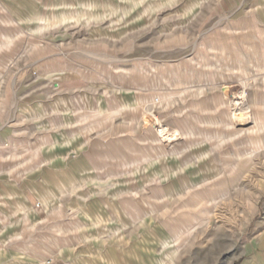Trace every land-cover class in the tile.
Here are the masks:
<instances>
[{
	"label": "rangeland",
	"instance_id": "374dc122",
	"mask_svg": "<svg viewBox=\"0 0 264 264\" xmlns=\"http://www.w3.org/2000/svg\"><path fill=\"white\" fill-rule=\"evenodd\" d=\"M0 264H264V0H0Z\"/></svg>",
	"mask_w": 264,
	"mask_h": 264
},
{
	"label": "crops",
	"instance_id": "0c3cea01",
	"mask_svg": "<svg viewBox=\"0 0 264 264\" xmlns=\"http://www.w3.org/2000/svg\"><path fill=\"white\" fill-rule=\"evenodd\" d=\"M70 7H73V6L64 4L62 2V4H59V5L57 4L56 6H53V7H51V6L50 7H44L43 6L42 8L47 9V10L48 9H52V10L55 9V10H57V12H59V11L60 12H66V11H70L71 10ZM63 15H64V17H66L67 13H65V14L63 13ZM28 23H34L35 24V25L32 26V28L31 27H29V28H31V29H39V27H45L44 25L46 23H48V20H46V17H44V16H39V18L33 16V17H31V20L29 19ZM36 23H38V25H36ZM50 23L51 24H49L47 26V28H52V27H55V26L69 27L70 25L76 24L77 21H75L74 19L70 18V20L69 19H67L65 21L57 20V21H54L53 23L52 22H50ZM57 73L52 74V77L56 76ZM60 74L62 75L63 73H60ZM72 80H73V78L72 79H67V81H71V82H72ZM54 87H56V85H54ZM43 95L44 96H42V97L39 94L33 95L32 99L30 100V103H29V104H32L34 106V108L31 109V111H34V109H37L36 106H42L43 105L42 104V101H43L42 99L46 97L45 93ZM49 98H51V101H50L51 106L49 107L51 109V112H53V114H55L60 119V122L63 123V121H64V116H63L64 112L63 111L64 110H69L65 99L61 98V97H58L55 94V92L52 93V95H49ZM32 113L36 114L34 112H32ZM29 115H31V114H29Z\"/></svg>",
	"mask_w": 264,
	"mask_h": 264
},
{
	"label": "bare ground",
	"instance_id": "6f19581e",
	"mask_svg": "<svg viewBox=\"0 0 264 264\" xmlns=\"http://www.w3.org/2000/svg\"><path fill=\"white\" fill-rule=\"evenodd\" d=\"M245 95L243 94V93H241L239 96H237L236 97V101H234L233 103V108L234 109H237L239 106H240V104H242L244 101H245ZM148 110V109H147ZM149 112V111H148ZM237 120V122H236V124L237 125H239V124H241V123H245V121H247V118L244 116V115H241V116H239L238 117V119H236ZM160 132H161V130H160Z\"/></svg>",
	"mask_w": 264,
	"mask_h": 264
}]
</instances>
